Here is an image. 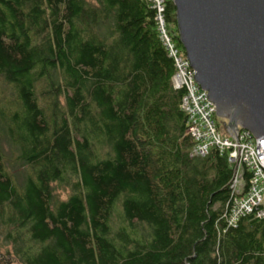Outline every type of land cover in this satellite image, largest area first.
Masks as SVG:
<instances>
[{"label": "trees", "instance_id": "trees-1", "mask_svg": "<svg viewBox=\"0 0 264 264\" xmlns=\"http://www.w3.org/2000/svg\"><path fill=\"white\" fill-rule=\"evenodd\" d=\"M156 17L0 0V264H264V221L222 220L227 157L191 156ZM165 23L185 54L171 0Z\"/></svg>", "mask_w": 264, "mask_h": 264}, {"label": "water", "instance_id": "water-1", "mask_svg": "<svg viewBox=\"0 0 264 264\" xmlns=\"http://www.w3.org/2000/svg\"><path fill=\"white\" fill-rule=\"evenodd\" d=\"M171 1L196 83L232 137L257 139L264 163V0Z\"/></svg>", "mask_w": 264, "mask_h": 264}, {"label": "built area", "instance_id": "built-area-1", "mask_svg": "<svg viewBox=\"0 0 264 264\" xmlns=\"http://www.w3.org/2000/svg\"><path fill=\"white\" fill-rule=\"evenodd\" d=\"M151 1L162 42L175 66L173 89L183 91L180 108L187 116V136L193 142L191 156L202 159L217 151L227 157L233 170L228 185L230 199L222 215L226 228H236L242 219L249 217L264 221V163L258 153L257 139L241 128L232 137L223 125L225 122H219L215 105L196 83L195 71L167 32V0Z\"/></svg>", "mask_w": 264, "mask_h": 264}, {"label": "rangeland", "instance_id": "rangeland-1", "mask_svg": "<svg viewBox=\"0 0 264 264\" xmlns=\"http://www.w3.org/2000/svg\"><path fill=\"white\" fill-rule=\"evenodd\" d=\"M219 122H220V123H223V122H225V120H221V119H220ZM63 197H65V195H63ZM3 264H17V263H14V262L12 263V262H10V261H9L8 263H6V261H5Z\"/></svg>", "mask_w": 264, "mask_h": 264}, {"label": "bare ground", "instance_id": "bare-ground-1", "mask_svg": "<svg viewBox=\"0 0 264 264\" xmlns=\"http://www.w3.org/2000/svg\"><path fill=\"white\" fill-rule=\"evenodd\" d=\"M172 84H173V80H172ZM173 87H174V85H173Z\"/></svg>", "mask_w": 264, "mask_h": 264}]
</instances>
